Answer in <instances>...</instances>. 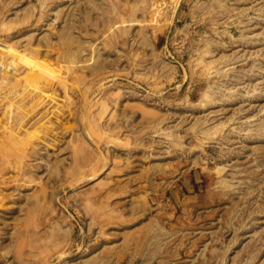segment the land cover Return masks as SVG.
Listing matches in <instances>:
<instances>
[{
  "label": "rangeland",
  "instance_id": "obj_1",
  "mask_svg": "<svg viewBox=\"0 0 264 264\" xmlns=\"http://www.w3.org/2000/svg\"><path fill=\"white\" fill-rule=\"evenodd\" d=\"M0 264H264V0H0Z\"/></svg>",
  "mask_w": 264,
  "mask_h": 264
},
{
  "label": "bare ground",
  "instance_id": "obj_2",
  "mask_svg": "<svg viewBox=\"0 0 264 264\" xmlns=\"http://www.w3.org/2000/svg\"><path fill=\"white\" fill-rule=\"evenodd\" d=\"M204 98H206V97L204 96Z\"/></svg>",
  "mask_w": 264,
  "mask_h": 264
}]
</instances>
